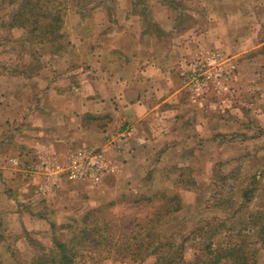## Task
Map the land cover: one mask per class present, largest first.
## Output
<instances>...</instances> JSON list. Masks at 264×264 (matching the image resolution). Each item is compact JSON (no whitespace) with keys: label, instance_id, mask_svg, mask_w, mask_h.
<instances>
[{"label":"rangeland","instance_id":"obj_1","mask_svg":"<svg viewBox=\"0 0 264 264\" xmlns=\"http://www.w3.org/2000/svg\"><path fill=\"white\" fill-rule=\"evenodd\" d=\"M160 1L173 7L178 29L195 28L189 30L193 32L190 36L198 33L202 39L195 46L189 45L185 64L181 67V79L193 103L201 106L203 102L208 103L205 116H211L207 113L210 111L222 120L221 131L227 133L221 139L229 146L227 151L146 153V164L142 165L144 175L134 187L115 197L102 199L98 188L80 187L67 191L68 195H63L59 201L19 205L22 213L26 208H32L34 213L41 211V219L32 222L38 231L26 235L31 247L26 248L21 243L15 245L16 237L8 238L15 264H32L43 247L56 250L55 236L69 240L84 226L98 224L104 235H111L113 230L119 235H128L139 231L137 224L157 216L160 218L141 233L152 231L178 242L189 237L186 243L188 258L199 252L201 243L213 241V248L218 242L238 246L246 253L248 264H264V230L261 231L264 228V56L253 63L252 69L244 53L238 59L232 54L234 49L241 52L249 47L252 36L264 37V0H58L63 8L64 36L54 45L26 39L25 29L9 24L11 5L0 0V183L6 182L5 166L20 167L13 164L10 157H21L37 139L46 136L37 122L42 112L52 111L47 102L53 100L50 86L64 88L70 84H84L82 75L79 76L80 67L74 68L73 73L61 69L58 63L54 64V56L81 53L79 41L84 40L100 47L108 33L114 35L122 28L124 18L121 17L128 12L125 6L133 7L125 19L139 17L150 35L162 33L160 27L152 24L149 9ZM232 1L240 7L238 22L248 20L253 26L230 29L227 13ZM140 34L142 38L144 33ZM215 36L220 38V43L214 41ZM213 55L217 57L215 65H209L213 60L208 59L205 67L212 76L198 95L187 84L191 64L199 56L207 59ZM90 124L95 122L90 121ZM24 158L21 157L22 161ZM24 178L15 177L17 188L24 183ZM140 195L155 197V203L135 206L133 200ZM97 197L100 200L95 202ZM165 202L163 208L171 211L179 207V210L171 213L159 210L158 206ZM3 209L0 205V214ZM25 213L30 217L26 211L23 217ZM1 218L11 228L2 231L16 234L14 219ZM201 226L202 234L194 236L192 231ZM3 255L0 252V256ZM154 261L153 255L145 259L117 260L98 251L93 258H80L75 264H153Z\"/></svg>","mask_w":264,"mask_h":264},{"label":"crops","instance_id":"obj_2","mask_svg":"<svg viewBox=\"0 0 264 264\" xmlns=\"http://www.w3.org/2000/svg\"><path fill=\"white\" fill-rule=\"evenodd\" d=\"M125 9L128 14L133 7L125 6ZM149 9L152 24L160 27L162 33L152 32L150 35L139 17L125 19L127 15L124 13L121 19L125 21L122 28H118L123 33H108L100 47L93 46L87 40L79 41L81 53L54 56V64L58 63L61 69L73 73L74 68L80 67L79 76L82 75L84 84L82 87L76 83L64 88L50 86L53 100L47 102L51 104L52 111L42 112L37 122V127L46 136L37 139L29 151L22 154V158L30 154L24 158V163L30 162L34 147L39 143L52 144L59 152L89 147L93 143V148L107 152L112 163L119 168L109 172L100 183L77 180L88 182L77 184L75 180L64 179L58 186L43 191L38 176H29L21 166H5L6 182L0 183V205L4 208L0 214V252L5 258L0 256V264H15L9 237H16L15 245L21 243L29 248L31 245L26 235L39 229L32 222L41 219V211L34 213L32 208H26L30 217L26 213L23 217L25 211L22 213L19 209L21 204L53 199L59 201L63 195H68L67 191L80 187L89 190L98 188L102 199L115 197L117 193L134 187L135 182L144 175L142 165L146 164V153L227 151L229 146L221 139L227 133L221 131L222 120L214 117L215 113L210 111L207 113L211 116H205L208 103L203 102V106L193 103L186 95L181 79V67L185 64L189 45L195 46L202 40L201 37L198 33L190 36L195 28L189 27L186 31L178 29L173 7L164 1L156 2ZM119 13L122 12L119 10ZM239 13L240 7L233 5L232 1L227 13L231 30L253 26L248 20L238 22ZM135 14L141 15H132ZM140 33H144L142 38ZM249 40V47L241 52L234 49L232 54L238 59L244 53L252 67L259 57L264 56V37L252 36ZM214 41L221 42L217 36ZM90 117L92 120L88 119ZM90 121L95 124H90ZM127 122L135 126L134 131L125 140L111 143L109 137L122 123ZM16 176L25 177L18 188L14 184ZM100 198L97 197L95 202ZM4 216L10 217L8 220L14 219L16 234L9 233L11 228L1 218ZM7 228L8 232L2 231Z\"/></svg>","mask_w":264,"mask_h":264},{"label":"trees","instance_id":"obj_3","mask_svg":"<svg viewBox=\"0 0 264 264\" xmlns=\"http://www.w3.org/2000/svg\"><path fill=\"white\" fill-rule=\"evenodd\" d=\"M4 2L12 7L9 24L12 27L25 29L26 39L37 40L39 43L50 42L54 45L63 38V8L59 6L58 0H4ZM154 201L155 197L140 195L133 200V203L141 207L151 205L155 203ZM165 204L166 202L158 206V209L166 210L165 213L179 210V207L173 208V211L163 208ZM87 216L89 215L86 214L85 218ZM159 218L157 216L156 219H147L146 222L137 224L140 227L139 231L130 232L128 235H119L114 230L111 235H104L96 224L93 227L80 228L78 234L69 240H61L55 236L56 250L51 251L43 247L32 264H75L80 258H93L98 251L106 257L113 256L117 260L127 257L145 259L147 255H153L155 257L153 264H248L246 253L232 243L218 242L215 248L213 241L209 244L201 243L202 248L199 252H194L193 258H188L186 243L189 237H183L178 242L155 235L152 231L141 233ZM107 226L109 227V223ZM202 230L203 226L197 227L192 233L198 236L202 234ZM263 230L264 228L261 229ZM105 247L109 248L105 249Z\"/></svg>","mask_w":264,"mask_h":264},{"label":"built area","instance_id":"obj_4","mask_svg":"<svg viewBox=\"0 0 264 264\" xmlns=\"http://www.w3.org/2000/svg\"><path fill=\"white\" fill-rule=\"evenodd\" d=\"M212 59L209 65H215V55L207 57L199 56L191 64V73L187 83L192 90L200 95L201 89L210 79L212 73L205 69L206 61ZM215 68V67H214ZM132 123H122L110 136V141L119 142L125 140L134 131ZM13 164L24 165L25 171L30 176H38L40 189L54 188L64 179L90 180L100 183L111 171H117L119 166L112 163L107 152L103 149L81 146L69 149L65 152L57 151L52 144H36L34 156L28 163H24L20 156L14 155L9 159Z\"/></svg>","mask_w":264,"mask_h":264}]
</instances>
